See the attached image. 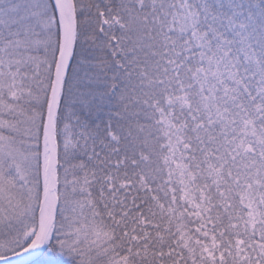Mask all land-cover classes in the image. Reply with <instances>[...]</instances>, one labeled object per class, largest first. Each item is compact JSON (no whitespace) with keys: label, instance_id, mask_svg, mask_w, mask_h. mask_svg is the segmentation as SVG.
<instances>
[{"label":"snow or ice","instance_id":"snow-or-ice-1","mask_svg":"<svg viewBox=\"0 0 264 264\" xmlns=\"http://www.w3.org/2000/svg\"><path fill=\"white\" fill-rule=\"evenodd\" d=\"M264 264V0H0V264Z\"/></svg>","mask_w":264,"mask_h":264},{"label":"water","instance_id":"water-1","mask_svg":"<svg viewBox=\"0 0 264 264\" xmlns=\"http://www.w3.org/2000/svg\"><path fill=\"white\" fill-rule=\"evenodd\" d=\"M30 259V257H27L24 254H21L18 258L14 257L13 260L15 261V264H24L26 260Z\"/></svg>","mask_w":264,"mask_h":264}]
</instances>
